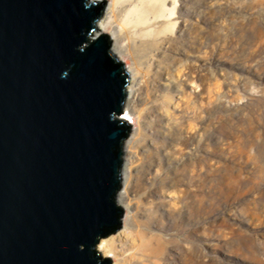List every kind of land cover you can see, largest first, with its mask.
<instances>
[{"label":"rangeland","instance_id":"374dc122","mask_svg":"<svg viewBox=\"0 0 264 264\" xmlns=\"http://www.w3.org/2000/svg\"><path fill=\"white\" fill-rule=\"evenodd\" d=\"M172 2L179 49L155 72L105 32L129 80L141 70L151 87L128 105L123 142L119 189L130 138L137 168L117 231L133 243L117 258L96 249L111 264H264V0Z\"/></svg>","mask_w":264,"mask_h":264},{"label":"water","instance_id":"95a60500","mask_svg":"<svg viewBox=\"0 0 264 264\" xmlns=\"http://www.w3.org/2000/svg\"><path fill=\"white\" fill-rule=\"evenodd\" d=\"M103 6L0 0V264H111L129 73Z\"/></svg>","mask_w":264,"mask_h":264},{"label":"bare ground","instance_id":"6f19581e","mask_svg":"<svg viewBox=\"0 0 264 264\" xmlns=\"http://www.w3.org/2000/svg\"><path fill=\"white\" fill-rule=\"evenodd\" d=\"M171 2L172 0H108L107 6L95 23V30L101 32V34L111 31L110 35H113L111 37H114L116 42L114 48L121 54L128 55L133 60L135 68L138 67L136 66L137 64L140 66L143 63H148L153 67V72H155L160 66L162 59L165 58V52L170 48V45H173V50L179 49L174 46L175 40H173V34L176 32L174 14L172 12L173 9L168 7ZM135 70V73L133 72L126 85L124 103L126 106L124 108L125 113L123 114L126 120L132 117L128 105L136 103V100L140 98L144 90L148 94L149 90L147 87H151L150 84L147 85V75L144 72L139 73L140 69V71ZM138 75L139 80L136 79ZM126 143L128 145L126 144L124 148V155L128 157L127 162H124L123 165V173L126 177L123 178V187L117 191L115 202L117 205L123 204L122 206L129 207L131 204L128 197V179L134 176L133 170L136 167V153L133 149V139L130 138ZM148 167L152 169L153 166L149 163ZM140 171L141 179L144 182L148 178L154 177L151 174H144L143 168ZM127 229L122 228L110 236L98 240L97 247L103 255H111L117 258V246L120 240L127 241L128 244L133 243L130 235H134ZM129 250L131 249L128 248L127 253ZM113 264L119 263L116 260Z\"/></svg>","mask_w":264,"mask_h":264}]
</instances>
